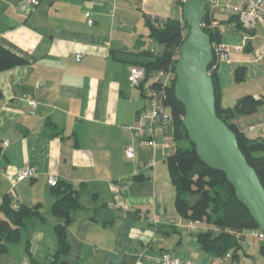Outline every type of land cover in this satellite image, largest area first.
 Returning <instances> with one entry per match:
<instances>
[{"label":"crops","instance_id":"1","mask_svg":"<svg viewBox=\"0 0 264 264\" xmlns=\"http://www.w3.org/2000/svg\"><path fill=\"white\" fill-rule=\"evenodd\" d=\"M229 15L217 18L221 42L230 48L229 60L220 61L216 72L223 107L246 94L264 98V65L253 55L264 31L257 26L250 35L236 21H226ZM148 17L181 19L182 4L38 0L33 6L0 0V44L28 60L0 71V203L7 195L14 209L39 203L44 214L26 219L19 241L7 244L0 264H30L31 258L50 263L57 248L54 226L62 220L50 212L55 196L49 173L84 189L82 207L66 226L69 250L59 261L157 264L155 256L167 251L196 264H262L261 243L248 229L239 232L245 245L239 244L236 256L201 247L197 235L218 229L205 221L188 228L189 220L175 207L167 156L177 142L166 147L158 129L150 142L134 135L149 81L143 88L131 85L128 68L144 59L142 50L161 49L148 36ZM239 66L245 71L242 81L234 78ZM28 95L38 102L35 114L29 112ZM233 122L248 136L264 138V105ZM128 144L133 157L124 153ZM21 167H34L36 175L15 181Z\"/></svg>","mask_w":264,"mask_h":264},{"label":"trees","instance_id":"2","mask_svg":"<svg viewBox=\"0 0 264 264\" xmlns=\"http://www.w3.org/2000/svg\"><path fill=\"white\" fill-rule=\"evenodd\" d=\"M179 3L182 4L180 0ZM215 18L217 19V17ZM204 20L209 21L208 14L204 16ZM226 21H236L241 27L235 14H230ZM221 22L217 19V23L212 26L202 25L203 30L209 35L213 52V58L207 70H210L215 62L214 46L221 43L222 33L219 27ZM146 24L149 28L148 36L160 45L161 49L156 52L148 49L142 50L141 54L144 59L134 64L143 65L147 75L152 71L159 70L170 73L169 83L165 85L164 89L166 93L165 101L173 116L172 134L175 143L181 138L186 137L188 139L187 132L182 124L184 107L176 99L174 92V67L179 55L178 47L183 41L188 27L179 17H148ZM27 63L26 57L0 44V71ZM216 72L217 68L210 73L214 86L216 114L235 133L240 150L249 165L255 170L264 187V138L248 136L233 122V118L237 115L257 111L259 107L264 105V98L246 94L239 97L233 106L223 107ZM244 77V68L240 66L235 68L234 78L237 81H242ZM148 78L147 76L140 88H143V85L149 81ZM1 155L2 147L0 145ZM167 164L172 183L176 189L175 207L177 211L189 221L209 222L218 229L216 234L210 228L197 235L201 247L206 251H214L220 255L231 251L232 255L236 256L240 247L238 237L234 233L222 231L223 228L229 227L240 232L258 227L245 206L236 199L233 188L226 181L225 175L221 171L205 165L197 155L191 142L188 147L176 146L168 154ZM83 190V186L75 188L72 183L64 180H58L55 185L51 186L55 200L51 205L50 212L60 218L62 222H58L54 226L57 248L49 264H68L64 260L59 261V258L66 255L69 250V244L66 240V226L73 220L74 211L82 207L79 196ZM0 211L4 214V217L0 219L1 257L7 253L8 243L19 241L21 228L24 226L26 219L32 217L44 219V214L39 203L33 206L23 204L18 209H14L7 195L3 197L0 203ZM260 252L264 259V242L260 244ZM30 264H36L33 258H31Z\"/></svg>","mask_w":264,"mask_h":264},{"label":"water","instance_id":"3","mask_svg":"<svg viewBox=\"0 0 264 264\" xmlns=\"http://www.w3.org/2000/svg\"><path fill=\"white\" fill-rule=\"evenodd\" d=\"M204 0H185L187 33L178 47L174 92L184 107L182 124L201 161L225 175L236 199L264 232V187L240 150L235 133L216 114L213 80L207 72L213 52L202 28ZM219 248V247H218Z\"/></svg>","mask_w":264,"mask_h":264},{"label":"built area","instance_id":"4","mask_svg":"<svg viewBox=\"0 0 264 264\" xmlns=\"http://www.w3.org/2000/svg\"><path fill=\"white\" fill-rule=\"evenodd\" d=\"M30 5H36L38 0H24ZM182 3L185 0H180ZM206 14L209 15V21L202 20L201 25L212 26L217 23L214 10L221 13L231 12L235 14L237 21L241 27L245 29L250 35L257 26H261L264 31V0H204ZM89 16V15H88ZM88 24L93 23V19L89 16L87 19ZM249 37V35H248ZM236 49H241L242 45L235 46ZM215 50V62L211 66L210 70H207L208 74L213 69L218 67L220 61H228L230 48L225 44L218 43L214 46ZM254 59L264 65V35L263 43L260 48L254 50ZM76 60H80L81 53L75 54ZM149 77V83L145 84L144 95L147 99V107L141 109L138 112L137 121L138 124L134 128V135L137 137H143V139L150 142L155 130H160L163 136V143L166 147H172L174 145L172 127L173 116L165 101V85L169 83L170 73H165L162 70L152 71L147 75L146 69L140 64H130L128 68V79L133 86H140L146 77ZM29 112L35 114L38 102L32 95L26 97ZM8 140L4 141L7 144ZM124 153L127 157L134 156V148L128 144L124 148ZM153 162L151 161L150 164ZM36 175V169L34 167H21L18 169L15 177V181H20L26 177ZM58 182V178L54 173H49L47 176V183L49 185H55ZM197 222L188 221L187 226L190 229H195ZM224 232L234 233L238 237L239 244L245 245V240L242 238V234L238 231H234L229 227H224ZM250 236L254 238L256 242H264V232L259 228L251 229ZM229 255V253L227 254ZM157 264H196L189 259H181L179 257L172 256L169 252L163 251L155 256Z\"/></svg>","mask_w":264,"mask_h":264},{"label":"rangeland","instance_id":"5","mask_svg":"<svg viewBox=\"0 0 264 264\" xmlns=\"http://www.w3.org/2000/svg\"><path fill=\"white\" fill-rule=\"evenodd\" d=\"M214 13H215V17L221 18V17L227 16L231 12L227 11V12L221 13L217 10H214ZM147 105H148V103H146V107H147ZM189 145H190V142L186 137L177 140V146H179L181 148L188 147ZM172 150L173 149H171L170 151H172ZM262 264H263V259H262Z\"/></svg>","mask_w":264,"mask_h":264},{"label":"clouds","instance_id":"6","mask_svg":"<svg viewBox=\"0 0 264 264\" xmlns=\"http://www.w3.org/2000/svg\"><path fill=\"white\" fill-rule=\"evenodd\" d=\"M182 20V19H181Z\"/></svg>","mask_w":264,"mask_h":264}]
</instances>
